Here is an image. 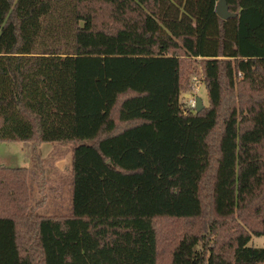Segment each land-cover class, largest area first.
Here are the masks:
<instances>
[{"label":"trees","instance_id":"1","mask_svg":"<svg viewBox=\"0 0 264 264\" xmlns=\"http://www.w3.org/2000/svg\"><path fill=\"white\" fill-rule=\"evenodd\" d=\"M218 1L0 0V142L72 152L67 215L0 164V264H264V0ZM112 58L174 59L176 83Z\"/></svg>","mask_w":264,"mask_h":264},{"label":"rangeland","instance_id":"2","mask_svg":"<svg viewBox=\"0 0 264 264\" xmlns=\"http://www.w3.org/2000/svg\"><path fill=\"white\" fill-rule=\"evenodd\" d=\"M117 57V56H114ZM143 60V59H142ZM153 60V59H151ZM159 61H164L162 64ZM145 65H139V60L132 58H115L109 59L105 64V74L109 76L110 80L119 79L121 74H112L115 65L136 66L139 69L142 78L137 79L138 84L133 87L148 86L152 83L167 84L169 89H173V83H176L175 67L176 61L174 59L159 58L158 61L144 60ZM115 64V65H114ZM139 65V66H138ZM165 67V69H164ZM148 72L151 74H148ZM165 73V77L161 75ZM195 84L192 92L181 93L180 100L194 107V98L199 97L204 105L208 104V92L206 86L202 82H197L198 79L193 77ZM121 82V81H118ZM131 84V83H129ZM104 85V84H103ZM108 89V97L111 99L115 91L123 90L124 84L110 83L105 84ZM81 88V83H78ZM169 90V94L171 93ZM170 105L176 103L177 99L174 93L169 96ZM19 143V142H18ZM27 146V156L22 162L21 149L18 144H4L0 142V164L10 166L6 163L4 157L8 155L10 158L19 164V166H26L30 169L29 186H30V204L31 209L37 214L45 215H67L71 212L72 207V165H71V147L63 143H46L39 149L42 159L35 157L34 146L31 142ZM25 146V147H26ZM3 154V156H2ZM8 158V157H7ZM12 167V166H11ZM249 246L264 247V235L253 236L248 243Z\"/></svg>","mask_w":264,"mask_h":264},{"label":"water","instance_id":"3","mask_svg":"<svg viewBox=\"0 0 264 264\" xmlns=\"http://www.w3.org/2000/svg\"><path fill=\"white\" fill-rule=\"evenodd\" d=\"M216 12L223 19H228L230 16L235 15L230 12L227 0L218 1L217 6H216ZM195 106H196V110L199 112L200 110L203 109L205 105L203 104V101L199 97H196Z\"/></svg>","mask_w":264,"mask_h":264},{"label":"crops","instance_id":"4","mask_svg":"<svg viewBox=\"0 0 264 264\" xmlns=\"http://www.w3.org/2000/svg\"><path fill=\"white\" fill-rule=\"evenodd\" d=\"M175 97L176 98H178L176 95H175ZM4 144H11V143H15V144H18V148H20L22 151H21V155H22V162L21 163H23V161H24V157L25 156H27V146H28V148H30L29 147V145H27L28 143H26V142H3ZM32 143V142H31ZM23 144H26V145H23ZM33 144V143H32ZM44 144H46V143H42L40 146H39V149H40V147H42ZM26 146V147H25ZM2 156H3V154H2ZM8 157V158H7ZM4 159H5V161H6V163L8 164V165H10V166H12V167H19V164H17L18 162H17V160H16V162H14V160L12 159V158H10L8 155H6V157H4ZM40 159H42V157H41V154H40ZM71 165H72V154H71ZM6 166V165H5ZM72 170V169H71Z\"/></svg>","mask_w":264,"mask_h":264},{"label":"built area","instance_id":"5","mask_svg":"<svg viewBox=\"0 0 264 264\" xmlns=\"http://www.w3.org/2000/svg\"><path fill=\"white\" fill-rule=\"evenodd\" d=\"M194 104H195V101H194Z\"/></svg>","mask_w":264,"mask_h":264}]
</instances>
